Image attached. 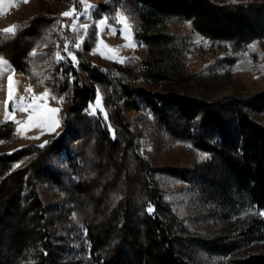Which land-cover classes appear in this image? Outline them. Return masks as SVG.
Instances as JSON below:
<instances>
[{
  "label": "trees",
  "instance_id": "1",
  "mask_svg": "<svg viewBox=\"0 0 264 264\" xmlns=\"http://www.w3.org/2000/svg\"><path fill=\"white\" fill-rule=\"evenodd\" d=\"M129 1L139 25L154 30L139 34L153 50L175 42V35L155 31L171 17L191 20L202 35L233 45L264 37V1ZM108 6L102 3L100 8L108 10ZM52 18L38 15L14 34L0 31V58L35 79L34 38ZM152 62L142 61L147 65L145 75L149 81L162 79L163 74L150 67ZM48 70L49 88L58 94L71 92L64 128L45 146L0 150V264L63 263L51 206L42 193L45 183L58 186L74 203L99 264H193L182 251L179 236L184 227L159 190L150 161L136 147V131L126 107L149 106L171 131L191 137L213 156L180 176L191 174L215 185L224 200H231L235 188L264 209V89L247 98L208 101L173 91L152 94L137 86L125 70L119 74L115 66H95L87 60L80 68L68 59ZM98 88L105 95L111 124L102 115L89 116L85 111ZM19 161L23 165L15 167ZM151 205L153 213L148 209ZM233 262L264 264V251L236 256Z\"/></svg>",
  "mask_w": 264,
  "mask_h": 264
},
{
  "label": "rangeland",
  "instance_id": "2",
  "mask_svg": "<svg viewBox=\"0 0 264 264\" xmlns=\"http://www.w3.org/2000/svg\"><path fill=\"white\" fill-rule=\"evenodd\" d=\"M102 3L109 5L108 10L100 8ZM86 5L93 6L88 8L87 15L84 14ZM143 6L147 12L145 4ZM72 9H75L72 16L61 15ZM118 12L127 17L130 29L125 28ZM38 15L53 18L47 20L43 32L34 38L31 58L33 72L37 75L35 79L16 72L13 64L0 58L6 61V65L0 64V130L5 127V134H0L1 151L15 152L30 144L45 146L62 133L71 92L55 93L47 86V80L48 69L68 59L79 68L81 61L87 60L95 66H115L119 74L125 70V75L131 77L137 86L152 94L173 91L218 101L247 98L264 89V37L245 45H233L202 35L191 20L171 17L161 21L155 31L175 35V42L153 50L139 37L147 30L139 25L136 8L129 0H122L119 4L113 0H85L84 4L80 0H28L27 3L4 0L0 4V31L12 26H7L8 19L18 26L15 30L18 32ZM101 20L105 21L103 25ZM80 25L88 27L85 29ZM76 43L81 46L74 47ZM65 45L67 51L76 57L75 61L68 56ZM109 49H118V52ZM146 59L153 61L150 67L162 73V79L156 77L149 81L145 75L147 65L142 63ZM81 74L83 81L88 83L84 69ZM9 77L12 79L11 99ZM37 78H40L39 82H36ZM27 88L32 91H26ZM46 91L49 94L39 98ZM18 105H23L25 110L21 111ZM51 109L58 111L52 112ZM85 111L89 116L102 115L111 124L105 95L100 88ZM125 111L136 131V147L140 155L150 161L159 190L184 227L183 235L179 237L188 260L193 264H236L233 262L236 256L264 251V215H260L264 209L235 188L230 191L231 200H224L215 185L199 181L191 174L189 178L180 176L181 172L190 173L213 156L191 137L171 131L149 106L143 104L140 109L126 107ZM171 117L176 119L174 114ZM201 154H207L206 158L201 160ZM55 163L63 164L58 160ZM22 165L23 161H19L15 167ZM42 193L51 206L50 215L57 229L55 242L64 256L62 264H99L88 228L81 223L67 193L50 183L43 185ZM152 205L148 208L151 213L154 212ZM257 229L258 233L255 232Z\"/></svg>",
  "mask_w": 264,
  "mask_h": 264
},
{
  "label": "snow or ice",
  "instance_id": "3",
  "mask_svg": "<svg viewBox=\"0 0 264 264\" xmlns=\"http://www.w3.org/2000/svg\"><path fill=\"white\" fill-rule=\"evenodd\" d=\"M20 2H21V3H27L28 0H20ZM80 2H81L82 4H84V3H85V0H80ZM2 3H4V0H0V4H2ZM16 6H19V4H17ZM90 7H93V6H91V5H86V6H85V9H84V14H85V15H87V10H88V8H90ZM73 13H75V9H72V11H70V12H69V11H66V12L62 13L61 15L64 16V17H70V16L73 15ZM117 16H119L121 22H123V23L125 24V28H126V29H130V25L127 24V17H125V16L123 15V13H119V12L117 13ZM104 23H105L104 20H101V21H100V24H101V25H103ZM17 27H18L17 25H12L11 27H9V28H7V29H4V30H3V34H14V33H15V30H16ZM80 27L86 29L88 26H87V25H80ZM73 30H75V26H74V25H73ZM126 38H127V37H126ZM81 43H82V41H81ZM101 44L103 45V41H101ZM80 46H81L80 43H76V44L74 45V47H76V48H79ZM126 46H132V45H126ZM104 47H107V46L104 45ZM252 47H253V49L255 50V45H253ZM109 50L112 51V52H118V49H109ZM65 51L67 52L68 56L71 57V60H73V61L76 60V57H75L71 52H68V51H67V45H65ZM102 54H103V53H102ZM32 55H35V53H32ZM57 56L59 57V54H57ZM59 58L63 59V57H59ZM106 58H111V57H106ZM0 64H4V65H6V61H3L2 59H0ZM26 91L31 92L32 89H31V88H27ZM48 94H49V93L46 91V92L43 93L42 96L39 97V98L46 97ZM11 98H12V79H11V77H9V99H11ZM18 106L20 107V110H21V111L25 110V108H24L23 105H18ZM50 111H52V112H56V111H58V109H51ZM93 113H95V108H93ZM7 115L10 116L11 114H7ZM6 118H7V116H6ZM29 119L31 120V117H29ZM16 123H19V121H16ZM42 146H43V145H42ZM206 155H207V154H201L200 159H201V160L205 159V158H206ZM149 211H151V209H149ZM260 215H264V213H260Z\"/></svg>",
  "mask_w": 264,
  "mask_h": 264
},
{
  "label": "crops",
  "instance_id": "4",
  "mask_svg": "<svg viewBox=\"0 0 264 264\" xmlns=\"http://www.w3.org/2000/svg\"><path fill=\"white\" fill-rule=\"evenodd\" d=\"M6 24H7V26H11V25H13L14 24V22H13V20L12 19H8L7 21H6ZM4 60H6V59H4ZM7 61V60H6ZM9 62V61H8ZM13 66V65H12Z\"/></svg>",
  "mask_w": 264,
  "mask_h": 264
}]
</instances>
